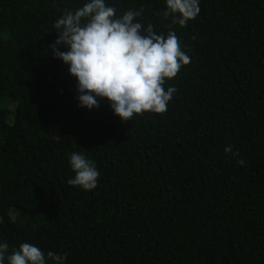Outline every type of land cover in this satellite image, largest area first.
I'll return each instance as SVG.
<instances>
[{
  "label": "trees",
  "instance_id": "obj_1",
  "mask_svg": "<svg viewBox=\"0 0 264 264\" xmlns=\"http://www.w3.org/2000/svg\"><path fill=\"white\" fill-rule=\"evenodd\" d=\"M87 2L0 0L4 264L23 243L45 264H264V0H198L186 27L166 0H105L117 17L143 9L134 23L174 31L191 61L166 79L165 113L126 123L106 98L79 106L50 47ZM74 152L95 163L94 190L68 184Z\"/></svg>",
  "mask_w": 264,
  "mask_h": 264
},
{
  "label": "clouds",
  "instance_id": "obj_2",
  "mask_svg": "<svg viewBox=\"0 0 264 264\" xmlns=\"http://www.w3.org/2000/svg\"><path fill=\"white\" fill-rule=\"evenodd\" d=\"M163 15L173 17V23L186 27L200 13L198 0H166ZM140 11L129 10L116 16V9L105 0H89L75 11H66L55 22L57 38L50 45L52 53L69 66L70 74L78 81L79 106L98 108L106 98L114 114L123 123L146 112L163 114L177 91L164 85L177 77L190 57L181 49L174 31L165 37L157 34L153 25L146 28L134 23ZM65 46L67 51H60ZM225 152L236 157L232 147ZM238 164L245 161L239 159ZM70 167L75 173L68 180L73 187L85 191L98 186L100 176L95 163L79 152L70 154ZM8 244L0 245V264H4ZM49 256L52 253L48 254ZM8 264H45L42 251L35 245L23 243L19 250L7 256Z\"/></svg>",
  "mask_w": 264,
  "mask_h": 264
}]
</instances>
